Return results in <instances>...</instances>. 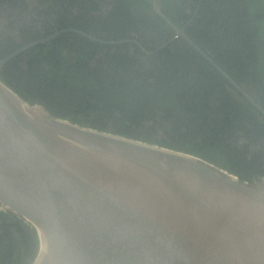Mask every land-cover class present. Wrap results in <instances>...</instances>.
<instances>
[{
  "label": "trees",
  "instance_id": "16d2710c",
  "mask_svg": "<svg viewBox=\"0 0 264 264\" xmlns=\"http://www.w3.org/2000/svg\"><path fill=\"white\" fill-rule=\"evenodd\" d=\"M3 1L19 13L0 34V60L66 28L106 41L137 39L147 51L175 35L152 0H116L105 18L94 15L96 0H34L33 9L27 0ZM161 3L178 26L195 14L187 37L264 107V0ZM141 46L65 32L10 59L0 79L60 119L199 156L244 181L264 176V116L252 103L187 40L176 37L152 54ZM31 227L0 211V264L36 259Z\"/></svg>",
  "mask_w": 264,
  "mask_h": 264
},
{
  "label": "water",
  "instance_id": "95a60500",
  "mask_svg": "<svg viewBox=\"0 0 264 264\" xmlns=\"http://www.w3.org/2000/svg\"><path fill=\"white\" fill-rule=\"evenodd\" d=\"M63 32L105 43L64 29L0 71ZM0 204L36 231L31 264H264V176L244 181L199 156L60 119L1 79Z\"/></svg>",
  "mask_w": 264,
  "mask_h": 264
},
{
  "label": "flooded vegetation",
  "instance_id": "af4514ba",
  "mask_svg": "<svg viewBox=\"0 0 264 264\" xmlns=\"http://www.w3.org/2000/svg\"><path fill=\"white\" fill-rule=\"evenodd\" d=\"M97 1V3H98V10H97V12L96 13H94V15L96 16V17H98V18H100V16L101 17H108L110 14H111V12H112V10H113V8H114V6L116 5V0H96ZM95 1V2H96ZM28 4L30 3L28 0L26 1ZM160 3H161V0H160ZM156 2H155V0H152V7H153V10L155 11V13L156 14H158V12H157V10H156ZM30 6H31V4H30ZM33 8H35V7H30L29 9H33ZM7 9H11L10 7H9V5H8V3L7 2H4L3 0H0V18H1V20L0 21H2V24L0 25V27H2V33L3 32H5V31H8L9 30V27H10V25H11V20H8L9 21V26L6 28V27H3V26H5V19L3 18L4 17V14H3V12L4 11H6ZM193 8L192 7H189L188 9H187V13H188V15H190L191 13H192V10ZM12 10V11H11ZM11 10H9V13H8V16H10L12 13L14 14H17V13H19L18 12V10H13V9H11ZM161 10H162V12H163V9H162V3H161ZM74 11H76L75 13L77 14V12H79V10H78V8H76V10H74ZM164 13V12H163ZM7 14V13H6ZM159 15V14H158ZM160 16V15H159ZM161 17V16H160ZM194 17H196L195 16V14L192 16V18H190V19H188V21H186V22H184L183 23V25L182 26H178V25H176V24H174L176 27H178L179 29H184V34H185V37H183V36H176V33H175V31H174V29H173V32L175 33V35H174V37L176 38V37H181V38H183V39H185V40H187L188 41V39L189 40H191L189 37H187V35H186V33H185V31H186V28H188L189 26H190V24L194 21ZM18 18V17H17ZM187 19V18H186ZM164 20V19H163ZM12 21H15V20H13L12 19ZM166 22V21H165ZM14 23V22H13ZM167 23V22H166ZM168 24V23H167ZM13 25H15V24H13ZM169 25V24H168ZM170 26V25H169ZM171 27V26H170ZM66 29H73V30H75V31H82V30H79V29H74V28H66ZM62 30H64V29H62ZM62 30H58V31H62ZM57 31V32H58ZM83 33H85V34H87V35H91V36H93V37H95V38H97L96 36H94V35H92V34H89V33H86V32H84V31H82ZM2 33H0V34H2ZM63 33H65V32H63ZM76 33H78V32H76ZM62 34V33H61ZM79 34V33H78ZM60 35V34H59ZM81 35H83V34H81ZM83 36H85V35H83ZM85 37H87V38H89L90 40H92L90 37H88V36H85ZM170 38L167 42H165V44H163L162 46H160V47H158V49H156V50H154V51H147L144 47H142L141 46V43H139L138 41H137V39H126V40H119V41H106V40H104V39H99V38H97V39H99V40H102V41H105V43H108V44H112V45H117V44H122V43H135V44H137L138 46H141L142 48V51L143 52H145V53H147V54H152V53H155V52H157V51H159L160 49H162V48H164L165 47V45H167V44H169L173 39H175V38ZM92 41H95V40H92ZM192 41V40H191ZM95 42H99V43H102V42H100V41H95ZM113 42H116L115 44L113 43ZM117 42H121V43H117ZM189 42V41H188ZM193 42V41H192ZM105 43H102V44H105ZM190 43V42H189ZM191 44V43H190ZM192 45V44H191ZM35 46V45H34ZM193 46V45H192ZM33 47V46H32ZM194 47V46H193ZM199 47V46H198ZM31 48V47H30ZM143 48L145 49V50H143ZM195 48V47H194ZM201 49V48H200ZM202 50V49H201ZM203 51V50H202ZM204 52V51H203ZM201 53V52H200ZM206 53V52H205ZM207 54V53H206ZM201 55H202V53H201ZM208 55V54H207ZM203 56V55H202ZM209 56V55H208ZM208 62H209V60L205 57V56H203ZM210 57V56H209ZM211 58V57H210ZM212 59V58H211ZM213 60V59H212ZM214 61V60H213ZM210 63V62H209ZM211 64V63H210ZM212 65V64H211ZM213 66V65H212ZM214 67V66H213ZM215 68V67H214ZM221 68V67H220ZM216 69V68H215ZM222 69V68H221ZM217 70V69H216ZM218 71V70H217ZM219 72V71H218ZM220 73V72H219ZM222 75V74H221ZM223 76V75H222ZM224 77V76H223ZM225 78V77H224ZM226 79V78H225ZM227 80V79H226ZM228 81V80H227ZM229 82V81H228ZM236 82V81H235ZM237 83V82H236ZM229 84L232 86V90L234 89V91H237V92H239L230 82H229ZM238 84V83H237ZM239 85V84H238ZM239 86H241V85H239ZM245 91H247L249 94H250V92L249 91H251L250 90V86H248V85H245V86H241ZM249 90V91H248ZM240 94H242L241 92H239ZM254 93V92H253ZM251 95V94H250ZM252 96V95H251ZM253 97V96H252ZM255 99V98H254ZM256 100V99H255ZM250 102V101H249ZM259 103V102H258ZM36 104H39V103H36ZM42 105V104H41ZM253 105V104H252ZM261 105V104H260ZM44 106V105H43ZM254 106V105H253ZM255 107V106H254ZM263 107V106H262ZM256 108V107H255ZM264 108V107H263ZM257 109V108H256ZM258 110V109H257ZM259 111V110H258ZM260 112V111H259ZM261 113V112H260ZM262 114V113H261ZM263 115V114H262ZM81 115H79V118H81L80 117ZM82 126V125H81ZM242 144H244V142H242ZM252 151H254V150H252ZM255 152V151H254ZM0 211H3V212H10L5 206H3L2 204H0ZM21 218V217H20ZM22 219V218H21ZM23 220V219H22ZM24 222H25V224L27 225V226H30L31 224H29L28 222H26L25 220H24ZM32 228V227H31ZM30 228V229H31Z\"/></svg>",
  "mask_w": 264,
  "mask_h": 264
},
{
  "label": "rangeland",
  "instance_id": "374dc122",
  "mask_svg": "<svg viewBox=\"0 0 264 264\" xmlns=\"http://www.w3.org/2000/svg\"><path fill=\"white\" fill-rule=\"evenodd\" d=\"M29 2H30V4H31V7H37L38 6V4H37V2H35L34 0H28ZM9 10L10 9H7L6 11H4L3 12V14H4V19H5V26H3V27H8L9 26V21L8 20H11L10 22H11V24L14 22V21H12V19L14 20V18H12L11 16H8V13H9ZM7 13V14H6ZM0 20H1V18H0ZM2 24V21H0V25ZM0 33H2V27H0Z\"/></svg>",
  "mask_w": 264,
  "mask_h": 264
}]
</instances>
